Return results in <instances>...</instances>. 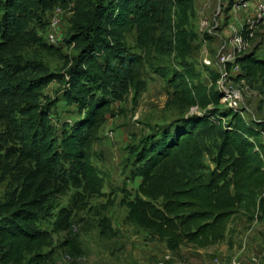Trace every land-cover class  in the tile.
Wrapping results in <instances>:
<instances>
[{"label":"trees","instance_id":"trees-1","mask_svg":"<svg viewBox=\"0 0 264 264\" xmlns=\"http://www.w3.org/2000/svg\"><path fill=\"white\" fill-rule=\"evenodd\" d=\"M133 1L114 4L96 0L90 10L89 0H74L72 41L86 60L72 61L64 75L47 73L26 81L22 80L21 62L14 63L19 59L17 53L30 40L24 32L23 19L36 3L53 7L65 5V1L4 0L1 4L0 124L4 129L0 134V169L7 168L17 186L0 205V264H40L44 254L51 257L53 236L38 227L50 214V198L65 195L70 189H81L82 199L99 194L100 182L86 148L90 132L102 121L106 105L99 99L89 101L85 116L70 132L63 133L57 145L47 122V106L17 104L6 111V100L19 90L27 94L57 80L67 85L63 94L66 100L86 104L94 84L103 79L94 54L107 53L108 27L130 24L128 14L136 12L130 9ZM168 1L178 11L173 43L183 66L179 77L186 85L197 76L185 60L192 39L186 28L192 12L191 0ZM40 48L69 62V57L54 45L40 43ZM255 53L249 50L237 56L234 63L239 66L240 78L259 83L264 103V54L258 57ZM15 55L16 60L8 57ZM216 80L214 77L209 87L195 84L186 88V95L179 99L186 106H199L202 113L175 121L134 153L141 182L132 199L123 197L120 202L127 208L126 221L163 241L171 253H179L182 246L205 249L219 244L225 240L230 222L240 213L253 217L257 212V220L264 218L263 160L255 149L264 148V122L248 125L238 110L222 105ZM16 114L26 117L18 118ZM205 136L215 139L212 168L204 163ZM99 226L102 233L114 234L107 219L102 218ZM72 230L71 212L61 208L52 232L65 233L61 247L74 258L79 250ZM45 248L48 253H42Z\"/></svg>","mask_w":264,"mask_h":264},{"label":"rangeland","instance_id":"rangeland-1","mask_svg":"<svg viewBox=\"0 0 264 264\" xmlns=\"http://www.w3.org/2000/svg\"><path fill=\"white\" fill-rule=\"evenodd\" d=\"M61 1H65V5L50 7L36 3L23 19L29 44L17 53L19 59L17 55L8 56L12 60L17 59L14 63L21 62L23 81L47 73L64 75L72 61L84 60L79 55L80 49L72 41L76 21L74 0ZM89 1L92 3L89 6L91 10L96 6V0ZM110 1L115 4L120 0ZM242 1L191 0L192 12L186 28L192 39L185 60L194 68L197 76L190 84L185 85L179 77L183 66L173 43L179 23L175 4L168 0H134L130 9L136 12L128 14L130 24L121 28L108 27L107 53L94 54L103 79L94 84L86 104L66 100L63 94L67 85L57 80L29 90L27 94L19 90L9 100L5 98L6 111L17 104L47 106V122L54 131L57 145L63 133L70 132L85 116L89 101L99 99L106 103L102 121L90 132L86 148L87 157L100 182V192L82 199L79 196L81 189H70L65 195L49 199L50 214L39 222L38 227L51 232L52 255L49 258L48 254H44L45 258L40 264H160L163 261L166 264H211L217 261L218 264H231L234 258L244 264H253V256L257 257L258 264H264V251L254 252L248 245V238L243 235L247 230V226L241 223L246 220L243 213L230 222L225 240L219 244L205 249L182 246L179 253H171L163 241L127 222V208L120 203L123 197L132 199L141 182L134 153L156 138L160 131L169 129L175 121L204 111L195 104L186 106L179 103V99L186 95V88L195 84L209 87L217 77L216 90L219 92L240 91L241 101L237 104V110L248 125L264 122V103L258 90L259 83L240 78V71L227 68L230 62L220 61L221 55L233 52L229 41L232 30L228 25L239 29L243 19L252 14L251 7L234 11L233 8ZM3 2L0 0V20ZM54 18L58 20L55 24L52 23ZM40 43L60 48L69 57V62L48 55L40 48ZM249 50H255L258 57L263 56L264 24L256 30ZM207 60L210 63H206ZM225 70L226 74L222 77ZM16 117L26 116L16 114ZM3 127L0 124V134ZM204 139V163L212 168V158L216 153L215 139L213 136H205ZM261 142L264 143L263 133ZM260 152L264 155V148ZM16 186L9 170L0 169V205L10 198ZM61 208L71 212L72 234L76 236L79 250L74 258H67L68 253L61 247L65 233L52 232ZM102 218L108 220L114 234L101 232L99 221ZM48 251L45 248L42 253Z\"/></svg>","mask_w":264,"mask_h":264},{"label":"built area","instance_id":"built-area-1","mask_svg":"<svg viewBox=\"0 0 264 264\" xmlns=\"http://www.w3.org/2000/svg\"><path fill=\"white\" fill-rule=\"evenodd\" d=\"M250 7L252 8V14L250 16H247L245 20L243 19L239 29H236L235 26H233L232 24L228 25V28H231L232 30V36L229 39V41L232 44L233 52L232 54H228L226 56L221 55L220 61L222 63L230 62L231 65L230 68H232V70L234 69L236 71H240L239 66L234 63L235 58L248 51V49L250 48L251 41L255 36L256 30L260 25L264 24V0H243L233 9L235 12H237L241 9L246 10ZM57 21L58 20L54 18L52 23L55 24ZM206 63H210V61L207 60ZM225 74H226V70L222 74V77ZM240 101H241V93L239 90L234 89L230 91L221 92L220 103L226 107L237 110V104ZM255 149L260 153V157L263 160V170H264V155L260 152L258 147H256ZM261 195L264 196V186L261 190ZM254 221L255 222L257 221V212L254 215ZM67 258H70L69 255H67ZM251 259L253 264H258L257 257L253 256L251 257ZM160 264H166V263L163 261ZM167 264H171V263H167ZM178 264H185V263H178ZM211 264H218V261L216 263H211ZM231 264H244V263L234 258L231 261Z\"/></svg>","mask_w":264,"mask_h":264},{"label":"crops","instance_id":"crops-1","mask_svg":"<svg viewBox=\"0 0 264 264\" xmlns=\"http://www.w3.org/2000/svg\"><path fill=\"white\" fill-rule=\"evenodd\" d=\"M245 217L246 220L241 223L247 226V230L243 235L248 238V245H250L254 252L264 251V218L259 220L258 224H256L254 219L252 220V215L247 214ZM257 227L260 228L259 231H257ZM244 245L245 244H243V247Z\"/></svg>","mask_w":264,"mask_h":264}]
</instances>
